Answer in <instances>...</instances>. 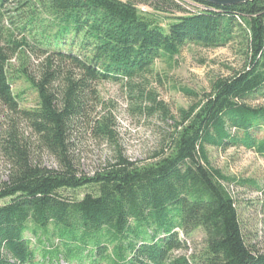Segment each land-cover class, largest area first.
Instances as JSON below:
<instances>
[{"label": "trees", "instance_id": "16d2710c", "mask_svg": "<svg viewBox=\"0 0 264 264\" xmlns=\"http://www.w3.org/2000/svg\"><path fill=\"white\" fill-rule=\"evenodd\" d=\"M190 1L195 11L175 0H0V103L28 122L58 164L42 165L13 122L0 125L9 164L0 179V200L8 198L0 204V264H192L193 255L175 252L187 249L182 235L195 231L204 236L200 264H264V253L246 243L229 190L254 181L212 166L208 152L243 147L264 157V105L248 102L264 98V0ZM9 3L11 15L2 10ZM232 42L240 44L242 67L212 79L200 97L181 87L199 98L177 118L149 92L148 108L173 120L149 161L118 150L93 175L79 174L68 132L96 83L145 77L158 58H172L186 43ZM29 55H45L37 75ZM21 78L37 93L32 109L18 108L12 82ZM99 131L113 134L106 123ZM82 188L90 191L71 195Z\"/></svg>", "mask_w": 264, "mask_h": 264}, {"label": "rangeland", "instance_id": "374dc122", "mask_svg": "<svg viewBox=\"0 0 264 264\" xmlns=\"http://www.w3.org/2000/svg\"><path fill=\"white\" fill-rule=\"evenodd\" d=\"M175 1L186 11L197 9L190 0ZM138 7L152 11L147 5L138 4ZM13 8V3H9L2 10L11 15ZM168 14L182 15L184 12L171 9ZM4 25L8 26L6 22ZM239 45L232 42L224 47H204L186 43L172 58H158L152 65V71L145 77L135 78L130 83H96L95 92L86 98L84 114L75 119L76 122L68 132L70 154L79 174L93 175L107 162L113 161L118 150L131 161H149L173 123L172 119H165L158 111L148 108L152 105L149 92L155 93L157 99L168 107L171 115L177 118L181 108H187L204 92L209 91L212 79L228 76L242 67L243 56ZM44 58L45 55H29L28 69L31 74L37 75L44 64ZM11 63L12 73L16 75L18 56H14ZM181 87L196 92L199 97L183 93ZM12 89L14 93H20L19 109L36 107L37 93L24 79H14ZM248 102L252 105H264V98L252 96ZM12 122L31 144L35 159L46 167L56 168V160L39 148L37 137L28 122L0 103L2 129L13 124ZM102 123L112 129V136L99 131ZM208 152L212 166L236 179L246 182L252 180L254 182L251 183L257 185L258 188L248 182L244 185L232 184L229 190L235 199L246 243L254 251L264 253V157L243 147H229L225 150L208 147ZM8 171L9 164L0 153L1 180H6ZM89 191L88 188H82L71 195L81 198ZM7 201L8 198L1 199L0 204ZM182 237L186 240L187 249L175 253L193 255L196 260L192 264H200L197 257L204 247L203 234L195 231L191 236Z\"/></svg>", "mask_w": 264, "mask_h": 264}, {"label": "water", "instance_id": "95a60500", "mask_svg": "<svg viewBox=\"0 0 264 264\" xmlns=\"http://www.w3.org/2000/svg\"><path fill=\"white\" fill-rule=\"evenodd\" d=\"M208 1L215 3V4L227 5V4L241 3V2L248 1V0H208Z\"/></svg>", "mask_w": 264, "mask_h": 264}]
</instances>
